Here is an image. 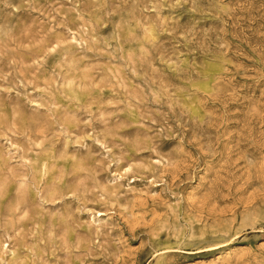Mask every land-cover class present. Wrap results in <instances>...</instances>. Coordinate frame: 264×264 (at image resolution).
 <instances>
[{
	"label": "rangeland",
	"instance_id": "374dc122",
	"mask_svg": "<svg viewBox=\"0 0 264 264\" xmlns=\"http://www.w3.org/2000/svg\"><path fill=\"white\" fill-rule=\"evenodd\" d=\"M0 264H264V0H0Z\"/></svg>",
	"mask_w": 264,
	"mask_h": 264
}]
</instances>
